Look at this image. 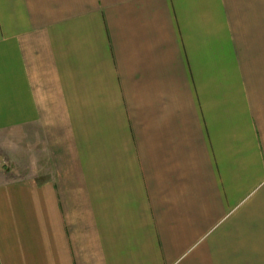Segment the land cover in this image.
<instances>
[{"label":"crops","instance_id":"crops-1","mask_svg":"<svg viewBox=\"0 0 264 264\" xmlns=\"http://www.w3.org/2000/svg\"><path fill=\"white\" fill-rule=\"evenodd\" d=\"M17 132L0 264H264V0H0Z\"/></svg>","mask_w":264,"mask_h":264},{"label":"rangeland","instance_id":"rangeland-1","mask_svg":"<svg viewBox=\"0 0 264 264\" xmlns=\"http://www.w3.org/2000/svg\"><path fill=\"white\" fill-rule=\"evenodd\" d=\"M42 146L31 147V155L21 153L19 133L0 134V180L10 176H20L25 174L27 166H34L36 157H41L37 152L42 150ZM46 153H44V157ZM31 162V163H30ZM49 167V163L46 164Z\"/></svg>","mask_w":264,"mask_h":264}]
</instances>
